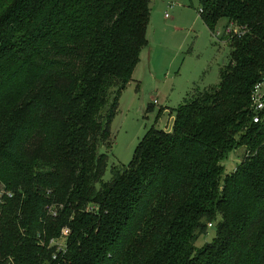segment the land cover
<instances>
[{
	"label": "trees",
	"instance_id": "16d2710c",
	"mask_svg": "<svg viewBox=\"0 0 264 264\" xmlns=\"http://www.w3.org/2000/svg\"><path fill=\"white\" fill-rule=\"evenodd\" d=\"M155 2L0 0V264H264V117L250 107L264 0H199L211 33L223 19L235 28L229 65L104 180ZM208 224L215 236L197 247Z\"/></svg>",
	"mask_w": 264,
	"mask_h": 264
},
{
	"label": "rangeland",
	"instance_id": "374dc122",
	"mask_svg": "<svg viewBox=\"0 0 264 264\" xmlns=\"http://www.w3.org/2000/svg\"><path fill=\"white\" fill-rule=\"evenodd\" d=\"M200 7L199 0H156L147 30L149 45L145 47L152 53L151 70L149 73L144 56L135 81L131 80L120 93L118 110L110 125L112 146L105 181L110 179L112 168L131 163L137 145L148 131H171L174 108L183 104L195 87L217 85L220 69L229 65L228 41L234 32L227 37L223 19L214 30L220 35L211 33L199 18ZM247 153L245 147L228 152L222 162L225 172L234 171ZM207 229L196 240L197 247L214 238V225L208 224Z\"/></svg>",
	"mask_w": 264,
	"mask_h": 264
},
{
	"label": "built area",
	"instance_id": "2783aa9c",
	"mask_svg": "<svg viewBox=\"0 0 264 264\" xmlns=\"http://www.w3.org/2000/svg\"><path fill=\"white\" fill-rule=\"evenodd\" d=\"M201 10H199L200 12ZM165 17L167 18L168 15L166 14ZM235 31V28L233 26L227 27V30H225L226 35H232V32ZM235 33V32H234ZM215 34V33H214ZM241 34V33H240ZM216 36L220 35V32H216ZM239 37L241 35H238ZM251 104L250 107H252V112H253V122H260L261 119L264 117V81L257 83L252 91H251ZM6 196H9V193H6ZM4 195V192L0 190V198ZM70 232L68 229H63L61 231V234L59 238L52 239L49 242V248L53 249V254H52V260L56 261L57 257L60 255H63L66 250H67V245H66V239L69 236Z\"/></svg>",
	"mask_w": 264,
	"mask_h": 264
},
{
	"label": "crops",
	"instance_id": "0c3cea01",
	"mask_svg": "<svg viewBox=\"0 0 264 264\" xmlns=\"http://www.w3.org/2000/svg\"><path fill=\"white\" fill-rule=\"evenodd\" d=\"M166 19V18H165ZM167 20V19H166ZM204 23V22H203ZM205 25V24H204ZM148 45H149V43H148ZM147 49H145L144 48V53H143V51H142V54L140 55V60H139V62H138V64H137V66H136V68H135V70H134V72H133V74H132V77H131V80H134L135 81V79H134V75L137 73V67H138V65L141 63V61H143V58H144V56H145V59L144 60H146L145 62H146V65H147V68H148V70H149V73H150V65L149 64H151L152 65V53L150 52V50H147ZM143 67V66H142ZM142 67H141V70L140 71H142ZM137 82V81H136ZM188 94V93H187Z\"/></svg>",
	"mask_w": 264,
	"mask_h": 264
}]
</instances>
